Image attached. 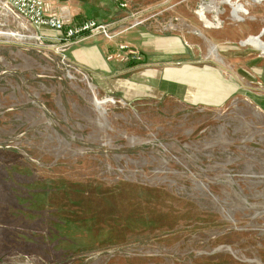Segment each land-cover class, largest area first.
<instances>
[{"label":"rangeland","instance_id":"1","mask_svg":"<svg viewBox=\"0 0 264 264\" xmlns=\"http://www.w3.org/2000/svg\"><path fill=\"white\" fill-rule=\"evenodd\" d=\"M127 1L135 16L84 34L182 33L247 89L184 100L135 86L126 60L101 79L0 35V264H264V73L246 71L264 60V0Z\"/></svg>","mask_w":264,"mask_h":264},{"label":"crops","instance_id":"2","mask_svg":"<svg viewBox=\"0 0 264 264\" xmlns=\"http://www.w3.org/2000/svg\"><path fill=\"white\" fill-rule=\"evenodd\" d=\"M49 1L52 2L54 10L66 16L68 20V24L63 29L49 32L51 34L62 35L67 28L81 26L89 19L122 24L128 18L135 16L119 6L121 0ZM120 34L118 41L113 43L107 42L102 36L84 34L68 48L67 53L95 77L103 79L111 75L119 66L117 62L107 59L108 52L117 50L124 44L128 49H123L127 62L121 64L124 68L122 72L130 68L135 69L133 73L135 86L142 89L140 86L145 85V88L179 92L184 100L185 95H191L189 98L191 101L207 102L212 98L222 99L228 95L231 97L247 89L243 84H235L232 80L227 83L222 71L216 66L198 64L191 60L194 52L189 43H185V36L182 33H158L152 30L150 25L132 23ZM216 35L221 36V33ZM245 54L251 56L252 52L245 50ZM259 60L257 66L253 62L247 64L246 71L252 72L257 69L256 72L264 73V60ZM207 74H212V77H207ZM124 80L125 85L128 86V79ZM261 82L264 88V77ZM261 105L264 107V99Z\"/></svg>","mask_w":264,"mask_h":264},{"label":"built area","instance_id":"3","mask_svg":"<svg viewBox=\"0 0 264 264\" xmlns=\"http://www.w3.org/2000/svg\"><path fill=\"white\" fill-rule=\"evenodd\" d=\"M129 6L127 0L120 3V7ZM0 23L12 25L7 31H14L15 36L28 40L27 43L50 49L62 57L88 31L93 34L104 32L108 36L107 25L93 19L86 20L81 26L67 28L62 35H49V31L57 32L68 24L67 17L55 11L49 0H0ZM124 48V44L120 45L116 52L107 55V59L124 61Z\"/></svg>","mask_w":264,"mask_h":264},{"label":"bare ground","instance_id":"4","mask_svg":"<svg viewBox=\"0 0 264 264\" xmlns=\"http://www.w3.org/2000/svg\"><path fill=\"white\" fill-rule=\"evenodd\" d=\"M222 3L223 2H228V0H223L221 1ZM217 7V4L215 2H212L209 7H206V10H210L212 8H216ZM218 8V7H217ZM205 10V8H203ZM0 35H4V36H8V37H14L15 35H17L14 31H3L0 29ZM211 46V45H210ZM209 50V49H208ZM211 51H212V54L213 55H217L216 54V50H215V46H211ZM217 57V56H216Z\"/></svg>","mask_w":264,"mask_h":264},{"label":"water","instance_id":"5","mask_svg":"<svg viewBox=\"0 0 264 264\" xmlns=\"http://www.w3.org/2000/svg\"><path fill=\"white\" fill-rule=\"evenodd\" d=\"M230 13H231L232 17H233L235 20H237V21H243L244 18H243V16H242L241 14L236 15V17H235V16H233V14H232L231 11H230ZM199 14H200L201 17H202V14H201V13H199ZM203 17H204V16H203ZM204 18H205V17H204ZM263 34H264V28L261 29V31L259 32L258 36L261 37ZM107 101H109V99H105L103 102L105 103V102H107Z\"/></svg>","mask_w":264,"mask_h":264}]
</instances>
